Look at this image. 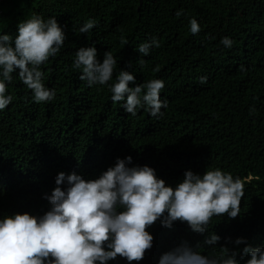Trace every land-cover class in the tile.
Segmentation results:
<instances>
[{"label":"trees","instance_id":"1","mask_svg":"<svg viewBox=\"0 0 264 264\" xmlns=\"http://www.w3.org/2000/svg\"><path fill=\"white\" fill-rule=\"evenodd\" d=\"M179 9L184 15L178 18ZM37 15L55 16L66 35L60 53L40 68L56 96L35 103L12 74L7 93L13 100L0 112V218L43 215L50 206L42 197L51 194L60 172L95 178L117 158L131 156L130 166L147 165L173 187L186 170L202 175L220 169L244 184L240 215L209 223L208 231L221 238L215 248L203 243L207 232L194 233L181 222L169 229L157 221L146 228L153 247L138 264H158L185 242L203 255L218 256L222 247L239 251L238 264L249 257L236 238L264 247V0H0L4 34L15 37L18 23ZM192 18L201 28L197 35L189 30ZM89 19L97 26L81 34ZM225 36L234 41L231 49L220 44ZM152 37L160 47L143 57L136 49ZM89 46L101 62L108 51L117 59L109 83L119 69L134 74L130 87L163 80L164 115L141 109L133 117L122 102H112L107 86L81 81L72 64L76 50ZM109 264L127 261L117 257Z\"/></svg>","mask_w":264,"mask_h":264},{"label":"clouds","instance_id":"2","mask_svg":"<svg viewBox=\"0 0 264 264\" xmlns=\"http://www.w3.org/2000/svg\"><path fill=\"white\" fill-rule=\"evenodd\" d=\"M184 10L176 11L179 18ZM97 26L93 19L79 28L87 34ZM191 34L197 35L200 25L195 18L189 20ZM64 28L55 16L44 19L33 16L19 22L15 37L0 30V112L13 100L7 86L17 73L20 81L31 90L35 103H49L56 92L44 84L41 65L55 57L65 45ZM121 44L127 40L121 37ZM220 44L231 49L234 41L223 37ZM156 37L141 43L136 51L143 57L159 48ZM95 46L80 47L75 52L73 70H80V80L88 87L107 86L113 103L122 102L123 110L135 117L144 109L151 117L164 115L167 99L161 98L165 87L161 79L135 84L134 74L117 69V59L110 51L97 58ZM143 65L144 61L139 60ZM207 77L200 78L203 85ZM132 157L117 158L114 166L95 178H84L72 172H60L56 187L42 197L49 203L43 215L15 213L0 218V264H109L119 258L132 264L142 261L153 247L154 237L146 228L159 221L171 229L176 222L186 223L189 229L203 235V241L212 246L220 237L209 232L213 217L227 215L229 219L240 215L244 197V184L239 177L220 169L206 170L202 175L191 170L174 187L145 166L132 165ZM236 246L245 245V264H264V247L253 248L246 239L236 238ZM199 247V245H197ZM239 251L220 248L216 255H203L187 243L163 254L158 264H238Z\"/></svg>","mask_w":264,"mask_h":264}]
</instances>
